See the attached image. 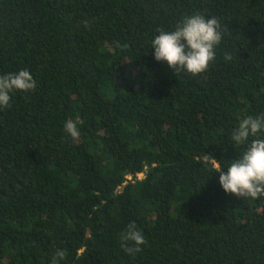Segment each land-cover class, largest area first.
<instances>
[{
  "label": "trees",
  "instance_id": "trees-1",
  "mask_svg": "<svg viewBox=\"0 0 264 264\" xmlns=\"http://www.w3.org/2000/svg\"><path fill=\"white\" fill-rule=\"evenodd\" d=\"M196 13L220 22L216 59L175 73L152 40ZM20 70L37 87L0 108V264H264V195L204 160L227 172L264 113V0H0V76Z\"/></svg>",
  "mask_w": 264,
  "mask_h": 264
},
{
  "label": "clouds",
  "instance_id": "clouds-1",
  "mask_svg": "<svg viewBox=\"0 0 264 264\" xmlns=\"http://www.w3.org/2000/svg\"><path fill=\"white\" fill-rule=\"evenodd\" d=\"M222 40L220 22L215 18H207L200 13L184 17L171 32L159 31L152 40L154 59L167 62L175 73L186 71L198 75L207 71L216 59V48ZM231 59L225 56V60ZM37 82L28 70L0 76V108L11 107V93L15 91H35ZM65 131L77 140L80 130L75 121L65 122ZM264 113L247 116L240 120L233 130L231 139L236 145H247L242 155L234 159L224 172L212 156L205 155L208 165L215 167L219 173V183L226 193L237 198L257 199L264 195ZM121 247L127 254L135 255L142 251L141 245L146 244L143 233L135 223L128 225L122 235ZM128 242H132L129 246ZM66 257L65 251H57L54 264Z\"/></svg>",
  "mask_w": 264,
  "mask_h": 264
},
{
  "label": "built area",
  "instance_id": "built-area-1",
  "mask_svg": "<svg viewBox=\"0 0 264 264\" xmlns=\"http://www.w3.org/2000/svg\"><path fill=\"white\" fill-rule=\"evenodd\" d=\"M145 170H146V166H144L142 170L136 172L135 174L126 173L123 177L121 184L117 187V191H119L122 188V186H124L125 184L129 182H133L135 179L143 178Z\"/></svg>",
  "mask_w": 264,
  "mask_h": 264
}]
</instances>
